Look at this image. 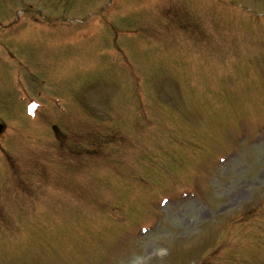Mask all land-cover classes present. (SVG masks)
I'll return each mask as SVG.
<instances>
[{"label":"rangeland","instance_id":"obj_1","mask_svg":"<svg viewBox=\"0 0 264 264\" xmlns=\"http://www.w3.org/2000/svg\"><path fill=\"white\" fill-rule=\"evenodd\" d=\"M104 1L0 0V22L28 11L0 31V104L13 57L67 106L58 137L2 109L0 264H264V0ZM107 19L140 31L118 48L141 83L101 58Z\"/></svg>","mask_w":264,"mask_h":264}]
</instances>
